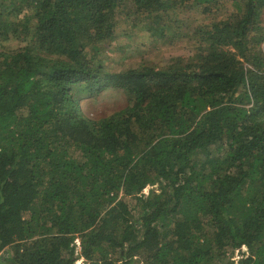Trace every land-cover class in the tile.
Here are the masks:
<instances>
[{
    "label": "trees",
    "instance_id": "trees-1",
    "mask_svg": "<svg viewBox=\"0 0 264 264\" xmlns=\"http://www.w3.org/2000/svg\"><path fill=\"white\" fill-rule=\"evenodd\" d=\"M122 13L192 54L108 71L97 48ZM263 16L264 0H0V264H264ZM107 89L127 106L83 114Z\"/></svg>",
    "mask_w": 264,
    "mask_h": 264
},
{
    "label": "rangeland",
    "instance_id": "rangeland-1",
    "mask_svg": "<svg viewBox=\"0 0 264 264\" xmlns=\"http://www.w3.org/2000/svg\"><path fill=\"white\" fill-rule=\"evenodd\" d=\"M234 8V5L229 3L223 9H219V15L214 16L213 19L207 18L201 10L184 11L179 15V18L185 21L187 27L194 28L206 22L211 23V20L213 22L217 21L228 12H233ZM142 28L143 26L133 16L128 17L126 13L118 16L115 39L101 48H97L101 51L99 57L108 71L118 73L132 67H137L142 63H154L164 66L174 57L192 54V47L187 43V39L169 43L165 38L160 40L153 38L150 33ZM9 46L11 48H18L23 46V44L13 41L7 43L6 47L9 48ZM96 50L88 49V56L93 57ZM126 106L125 93L117 89H107L97 97L86 99L82 97L79 103V108L83 111V114L96 120L106 117ZM150 189V187L147 188L144 193L148 194ZM79 245L80 243L78 242L77 256L80 253ZM76 264L88 263L82 258H78ZM136 264H142V262L139 261Z\"/></svg>",
    "mask_w": 264,
    "mask_h": 264
}]
</instances>
